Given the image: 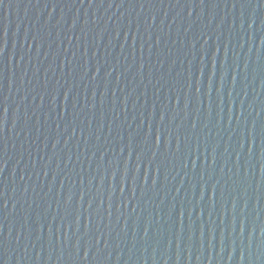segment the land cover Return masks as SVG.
<instances>
[{"label":"water","instance_id":"obj_1","mask_svg":"<svg viewBox=\"0 0 264 264\" xmlns=\"http://www.w3.org/2000/svg\"><path fill=\"white\" fill-rule=\"evenodd\" d=\"M0 264H264V0H0Z\"/></svg>","mask_w":264,"mask_h":264}]
</instances>
